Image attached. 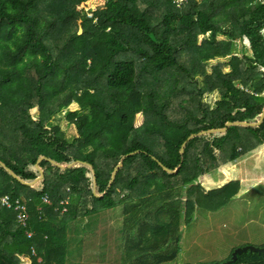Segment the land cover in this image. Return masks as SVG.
<instances>
[{"label": "trees", "instance_id": "16d2710c", "mask_svg": "<svg viewBox=\"0 0 264 264\" xmlns=\"http://www.w3.org/2000/svg\"><path fill=\"white\" fill-rule=\"evenodd\" d=\"M74 104L64 118L79 134L69 139L62 114ZM263 111L264 0H0V264H14L6 247L32 264H66L78 258L62 233L69 217L110 214L124 218L120 237L116 221L99 234L111 251L87 247V262L175 261L181 225L249 191L235 167L264 149V119L226 124H257ZM43 157L60 166L43 160L44 178L25 184L41 176ZM228 168L239 176L201 184ZM4 195L28 204L27 227ZM160 211L164 227L150 217ZM232 253L228 264H264V253Z\"/></svg>", "mask_w": 264, "mask_h": 264}, {"label": "rangeland", "instance_id": "374dc122", "mask_svg": "<svg viewBox=\"0 0 264 264\" xmlns=\"http://www.w3.org/2000/svg\"><path fill=\"white\" fill-rule=\"evenodd\" d=\"M97 3L100 4L98 1H94L89 5V14L96 10V7H98ZM220 38L222 39V37ZM208 101L210 102L211 99H208ZM78 110H80V106L74 104L71 106L70 110L63 111L62 116L64 118L68 111L75 112ZM143 122L142 115H139L136 119V126H141ZM66 124H69V121L64 118L61 126L63 129L68 130L69 139H72L73 133L79 134V130L73 126V124L71 125L73 126L72 129H69V126ZM253 154H250L248 158L241 162L243 164L242 166L239 165L235 167V169H240V171L244 173L242 174V181L245 187L249 188L247 194L240 197L242 200L238 199L233 201L229 207L223 208L220 212L215 213L219 215H212L213 213L211 214L200 210L198 214H202L203 219L198 221L194 220L189 224L181 225V228L178 230V233H180L179 238L181 237L178 256L175 261L169 264H223L228 262L233 250L236 251L247 246L264 248V150H262L261 153L258 151L254 155ZM240 171L229 168L225 172L221 171L218 180L214 181L216 176L211 181L208 188L211 189L212 186H217L214 183L222 186L225 183L231 182L233 178L239 176ZM205 182L206 181H203L201 184L204 186ZM172 204H175V207L177 206L175 201ZM174 210L177 209L175 208ZM160 214L161 216H151L152 214H150V217H154L158 219V221H161L160 225L164 227L165 223L168 222V218L162 214V211H160ZM117 218V238L119 239L122 231H119V221H124V218L120 217V214H117ZM136 219L144 222L148 221L149 217L148 214L143 216L139 214L136 216L135 220ZM174 219L177 222L178 217L175 215ZM132 221L133 218H128L125 226H130ZM114 235H116V233ZM99 237V245L109 244V241L103 240L101 236ZM174 239H176V236ZM166 243L164 240L159 242V244L163 245H166ZM168 247H170V245H168ZM176 247L177 242H175V248ZM25 262H27L26 264H30L27 259L24 258L18 259L17 261V263L23 264H25ZM37 262L40 263L41 260L38 259ZM125 263L127 262L121 264ZM151 264H160V262L154 261L153 263L151 262ZM163 264L166 263L163 262Z\"/></svg>", "mask_w": 264, "mask_h": 264}, {"label": "crops", "instance_id": "0c3cea01", "mask_svg": "<svg viewBox=\"0 0 264 264\" xmlns=\"http://www.w3.org/2000/svg\"><path fill=\"white\" fill-rule=\"evenodd\" d=\"M262 150H264V149H262ZM262 150L259 152L261 153ZM206 184H208V185H206ZM209 185H210V183L207 181L204 183V186L207 188ZM4 196H6V195H4ZM44 198H48V200H49L48 196H44L42 198V203L50 205V200H49V203H47L44 201ZM24 203L26 204L28 214L30 215L29 209H28V204L26 202H24ZM40 209L41 208H39V210ZM62 213H64L63 210H62ZM78 219H80V220H74V218H72L70 216L69 220L62 226L63 227L62 233L65 234V237H67V240H68L66 250L68 252L72 251L73 254H75V251H76V253H78V258L73 259L71 261L69 260V262L67 260L66 264H72V263L73 264H86L87 261L85 260V256H84L85 255L84 251L86 250V248L88 247L89 249H92L94 251L97 248H99L100 247V245L98 244L100 242L99 234L103 235V232L108 230V233L111 235L113 228L115 230L116 221H118L117 214H110L108 219H107V222H104L103 218L100 215L94 216L92 218L91 222L90 221L84 222L80 218V216L78 217ZM108 240H111V239H108ZM69 241H70V243H69ZM112 242L113 241H111L109 244L112 245ZM110 245H108L107 247H103V248L106 249L108 252H110L111 251ZM6 250L14 256L13 257V263L14 264H23V263H17L18 259H22V258L27 259V261L30 264H32V260L25 256L24 250L18 249L15 247H6ZM66 257H69V255H67ZM39 260H41V258H39ZM41 262H42V260H41ZM26 263L27 262H25V264ZM87 263L88 264H100V262L99 263L98 262H87Z\"/></svg>", "mask_w": 264, "mask_h": 264}, {"label": "water", "instance_id": "95a60500", "mask_svg": "<svg viewBox=\"0 0 264 264\" xmlns=\"http://www.w3.org/2000/svg\"><path fill=\"white\" fill-rule=\"evenodd\" d=\"M263 119H264V111H263V113H262V116H261V118H260V121L257 123V124H250V123H242V122H235V123H232V122H228L227 124H226V127H230L231 125H233V124H243V125H249V126H255V125H259V124H261V122L263 121ZM216 131H222V132H225V131H227V129L225 128V129H213V130H209V131H206V132H201V133H199V134H197V135H204V134H207V133H212V132H216ZM194 136H196V135H191L190 136V139L189 140H191V139H193V137ZM185 146H186V144H184L183 145V148H182V150H181V154L183 155L184 154V149H185ZM127 157V156H126ZM125 157V158H126ZM43 160H47L48 162H50V163H52V164H54V165H58V166H60L59 164H57V163H55L53 160H51V159H48V158H45V157H43V158H41V159H39L38 160V163H37V165H36V167L38 168V170H39V172H40V177L36 180V181H34L33 183H25L23 180H21L17 175H15L13 172H11L12 173V175H13V177L15 178V179H17L19 182H22V183H25V184H27V185H30V186H33V185H35L38 181H40L41 179H43L44 178V172H43V170L39 167V164L43 161ZM73 165V164H72ZM72 165H70L69 167H71ZM123 165V161L117 166V168L115 169V171H114V173H113V176H112V184H113V182H114V179H115V176H116V174H117V172H118V170H119V168L121 167ZM2 166H4L5 167V165H2ZM61 167H63V166H61ZM63 168H65V167H63ZM165 168V170L166 171H168V172H173L171 169H169V168H167V167H164ZM177 172V170L175 171V173ZM111 184V185H112ZM94 185H95V190H94V192H96V188H97V181H96V179H95V183H94ZM250 251H252V252H260V253H264V248H256V247H253V246H247V247H244V248H241V249H238V250H236L234 253H233V258L235 259L236 257H238V255H242V254H244V253H248V252H250ZM229 262H226V263H223V264H228Z\"/></svg>", "mask_w": 264, "mask_h": 264}, {"label": "built area", "instance_id": "2783aa9c", "mask_svg": "<svg viewBox=\"0 0 264 264\" xmlns=\"http://www.w3.org/2000/svg\"><path fill=\"white\" fill-rule=\"evenodd\" d=\"M178 5L182 4L184 0H175ZM90 18H93V13L89 14ZM44 201L49 203L48 198H44ZM1 204L8 208L12 209L17 214V222L22 227H27L28 222L30 220V215L28 214L27 206L26 204L21 200H16L15 202L12 201L11 197L6 195L1 198ZM68 202H62V205L64 206L63 212H66ZM29 238H31L33 235L31 233L27 234ZM33 254L35 255V251L33 250Z\"/></svg>", "mask_w": 264, "mask_h": 264}]
</instances>
